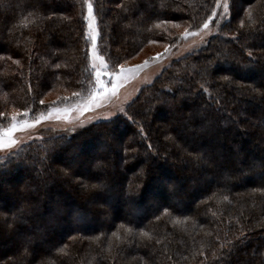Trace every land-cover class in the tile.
<instances>
[{"label":"trees","instance_id":"trees-1","mask_svg":"<svg viewBox=\"0 0 264 264\" xmlns=\"http://www.w3.org/2000/svg\"><path fill=\"white\" fill-rule=\"evenodd\" d=\"M241 1L230 0L218 33L157 74L125 107L127 115L56 133L4 157L0 246L12 237L21 241L0 251V264H264V0ZM90 2L97 48L111 66L151 44L175 45L177 28L195 30L215 6V0ZM84 6V0L0 2V128L10 122L11 108L32 117L45 112L51 103L40 101L47 93L88 98L94 70ZM246 10L257 22L252 27ZM161 21L172 23L156 27ZM193 113L195 122L184 127ZM102 142L110 158L96 152ZM197 153L205 159L211 153L215 165L197 161ZM179 175L187 181L168 191L166 180ZM100 183L103 190L84 187ZM12 194L21 196L20 205ZM149 195L157 201L152 208L144 205ZM55 204H66V213H44Z\"/></svg>","mask_w":264,"mask_h":264},{"label":"rangeland","instance_id":"rangeland-1","mask_svg":"<svg viewBox=\"0 0 264 264\" xmlns=\"http://www.w3.org/2000/svg\"><path fill=\"white\" fill-rule=\"evenodd\" d=\"M242 3L241 0H237V5L240 6ZM85 10H84V15H83V20H84V16L87 14V6L85 5ZM222 11V9H218L217 10ZM93 16L94 12H93ZM220 17L219 16H215L213 17V20L210 21L209 24V32L207 35H204L203 32H201V34L196 35V36H188V37H181L179 38V41L173 45L168 47L169 51L165 52V47L166 45L164 44H151L150 46L146 47L145 49H143L141 52H139L138 54L130 57L127 61H125L124 63H122L123 65L127 66V67H131L133 65L136 64H141L143 63L145 60H149V64L140 69L137 73L134 74H129L128 80L127 82L121 81V85L120 87L117 89V95L116 97H112L110 100L108 101H100L99 106H93L91 107L88 111H77L76 109V105H85L87 103V99L84 101H69V96L67 95V93H65L64 91H56V92H50L47 93L44 98L43 101L47 102V103H51V105L49 107H47V110L45 112H43V114L45 116L48 115V111L50 108H55V109H69L66 113L64 111H60L59 113L57 112H53L52 115L48 118V119H43L40 121L39 124H35L32 127L29 128H24L22 130H17L15 133H13V138L16 139L18 141V145L14 146L11 149H0V157H6L8 155H11L12 153H15L20 147H22L23 145L30 143V142H34V141H42L45 138L51 137L53 135H55L56 133H67V134H72L76 131H78L79 129H81L82 127L90 124V123H94V122H99V121H105V120H109L112 119L116 116H125L124 113L120 112L119 109L120 108H124L130 104L133 99L137 96V94L139 93V91L145 86L148 85L149 83L152 82V80L156 77L157 74H159L162 70H164L165 68H167L172 61L186 55L187 53L197 49L200 45H202L206 40H208L211 36L215 35L216 33H218L219 31V27L220 25L225 22L226 20H222L221 23L218 25L216 23L217 20H219ZM85 23V32L84 35L86 33L87 30V25L88 22L84 20ZM95 28H96V46H97V39L99 36V30H98V26H97V22H96V17H95ZM185 27H179L177 28V32L179 34H181L182 32L185 31ZM192 31V30H189ZM201 36H203V42H201ZM88 43H89V50L91 48V39L89 37H87L85 35ZM88 50V51H89ZM96 51L99 55L103 56L100 52L99 49L96 47ZM157 53H161L162 55L160 56V58L158 59H152L153 57H156ZM104 57V56H103ZM105 59V63L108 65V68L105 70L107 72H111L113 70H117L118 71V65L117 66H111L109 64V62ZM121 65V64H120ZM89 66L92 70H94L91 67L90 64V60H89ZM95 71V70H94ZM101 79L105 80L106 82L109 80L108 76H102ZM95 86V80H94V84L93 87ZM0 95H2L0 93ZM61 97V98H59ZM67 98V99H65ZM59 99V100H58ZM12 113H19L20 115L18 116V120H23V119H27L29 121L35 119L37 116H30L29 114L27 116H24L21 110H18L16 108H11L10 109V116ZM109 113H113V115H109ZM57 116H59V118H57ZM67 116V119H64V117ZM105 117H107V119H105ZM12 123V120H10V122L4 127H8L10 124ZM69 129H73V130H69ZM115 139V135L114 134H110L107 137V143L112 144V142ZM103 145L99 144L96 147V152L99 153V156H103L104 154L110 158V155L108 154V151H106V147L108 148L109 144H104V142H102ZM106 145V146H104ZM108 150V149H107ZM97 156L96 159H99ZM86 165L83 166V170H85L86 167H88V163L85 162ZM27 170L29 169H35V164H26ZM67 167V166H66ZM74 171V169L72 168L70 170V172ZM134 173L136 174H140V172L135 171ZM184 174V173H183ZM135 175V174H133ZM131 176V175H130ZM178 180L177 182L174 180H166V183H164L165 187L168 189V191H174L177 187V183L178 182H185L187 180H185L183 178V175H179L178 176ZM133 179V177H132ZM26 183L23 182V185ZM134 184V181H131V185ZM19 185V184H18ZM130 184H128L127 188L129 189ZM22 186V184H21ZM20 186V187H21ZM44 185H35V187H30L32 192H35L36 189H38L39 187H43ZM8 188V186H5ZM19 187V188H20ZM6 189V188H5ZM132 192V191H131ZM118 192H116L115 194H117ZM4 194V193H3ZM36 194V193H35ZM12 200L18 201L19 205L20 203L23 201V199L21 198L20 195H11ZM56 201L59 199V196L57 197V195H54ZM92 202L96 203L98 202V200L100 199L99 196H93L90 198ZM144 205L147 207H154L155 203L157 202L156 199H154V197H151V195L147 196L144 198ZM58 203V202H57ZM173 203V202H171ZM14 206L9 207L10 209H12ZM47 208H45V212L49 214L51 211L53 213H55L56 215H60V214H65L66 212H63V208L66 210L67 206L66 204H64V206L60 207L57 206V204L52 205V206H46ZM1 208V207H0ZM49 208V209H48ZM128 205H125L122 208V212L127 211L128 210ZM72 213V212H71ZM36 215H38L36 213ZM43 213H41L39 216H42ZM73 215V214H72ZM5 218V217H4ZM4 218L1 217L0 215V222H4ZM106 220V218H105ZM99 221H101V219H99ZM3 226L6 227V230L11 229V225L8 223H1ZM64 226L63 222L61 224L56 225L55 223H51V226L48 228H45L43 230V233H51L52 231L58 230L59 227ZM38 236L42 237V231H37ZM40 237V238H41ZM12 240L10 242H8L7 244H4L2 246H0V251H8V249H12L13 246L15 244H17V242L21 241L19 240L18 237L16 238H11Z\"/></svg>","mask_w":264,"mask_h":264},{"label":"snow or ice","instance_id":"snow-or-ice-1","mask_svg":"<svg viewBox=\"0 0 264 264\" xmlns=\"http://www.w3.org/2000/svg\"><path fill=\"white\" fill-rule=\"evenodd\" d=\"M2 2V0H0ZM84 4L87 6V14L84 16V20L88 22L87 25V30L85 35L91 39V48L89 50V60L91 67L95 70L94 71V80H95V86H91L90 82V88L88 92V98H87V103L85 105H76L77 111H88L91 107L93 106H99L100 101H108L112 97H116L117 95V89L121 85V81L127 82L129 74H134L137 73L140 69L146 67L149 64V60H145L141 64H136L131 67H127L123 64L118 65V71L113 70L111 72L105 71L108 68V65L105 63V59L103 56L99 55L96 51V28H95V17L93 16V5L90 2V0H84ZM218 9H222V11H217ZM229 9H230V0H215V6L211 9V15L208 16L207 19L203 21V23L197 27L193 31H189L188 29H185L184 32L180 34L181 37H188V36H196L201 34V32L204 33V35H207L209 32V24L210 21L213 20V17L219 16L220 19L216 21V23L219 25L222 20H226L229 17ZM246 17L249 21V24L247 27H252L255 25L257 22L252 18V13L248 10H246ZM23 23V22H22ZM162 23H172L171 21H161L156 25V27H160V24ZM173 26H178V25H173ZM24 27H27V23H24ZM240 27L245 28V21L242 19L240 21ZM262 28H264V24L261 25ZM150 30V29H149ZM234 38H236L234 36ZM155 41H150V43H154ZM201 42H203V36H201ZM169 51L168 46L165 47V52ZM162 54L157 53L156 57H153L152 59H158L160 58ZM252 53L249 52L248 56L252 57ZM14 63H19V61H14ZM55 67H59V65H55ZM102 76H108L109 80L106 82L105 80L101 79ZM224 80H228L229 77L224 76L222 77ZM203 87V85H201ZM205 92H208L207 88H204ZM74 96H79V93H73ZM67 99V98H65ZM162 103H167V101H161ZM41 104L44 103L43 100L40 101ZM69 109L65 108L63 110L61 109H55V108H50L48 111V115L45 116L43 113H41L39 116H37L35 119L29 121L27 119L23 120H18V116L20 115L19 113H12L11 114V120L12 123L6 127V128H0V149H11L14 146L18 145V141L13 138V133H15L17 130H22L24 128H29L34 126L35 124H39L41 120L43 119H48L53 112L59 113L60 111H64L65 113ZM120 112L124 113L127 115L125 112L124 108L119 109ZM4 113H0V116H4ZM24 116L28 115V112L25 111L23 113ZM109 115H113V113H109ZM195 117L196 114H190L188 117V120L186 121L184 127H187L189 123L195 122ZM59 118V116H57ZM64 119H67V116L64 117ZM107 119V117H105ZM131 119V117H129ZM70 131L73 129H69ZM165 139H172V137H165ZM191 155V154H190ZM197 161H203L204 164L208 166H213L215 165L216 161L214 156L209 153L207 155V159L204 158V155L201 153H197L194 157ZM5 158L0 157V167H3L5 164ZM260 167L264 168V161L259 162ZM255 167V163L253 165ZM264 175V173H261ZM64 175L67 176L69 173L67 171H64ZM84 187L86 189H100L103 190L105 188V185L103 183L100 184H85ZM224 199H227V197H224ZM103 207V205H101ZM167 211V210H165ZM159 219V217L157 218ZM122 228H124L123 225H121ZM124 232L131 233V229L129 228H124ZM140 235L142 237H149L148 232L141 231ZM113 237H116L117 239H120L118 236L117 232L112 233ZM22 240L25 242L26 245H30L32 243L31 238L21 236ZM60 252L64 251V248L59 249Z\"/></svg>","mask_w":264,"mask_h":264}]
</instances>
